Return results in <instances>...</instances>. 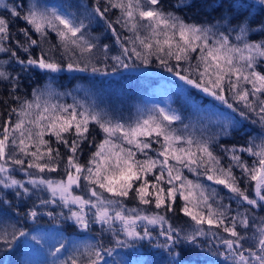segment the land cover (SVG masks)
I'll return each instance as SVG.
<instances>
[{"label":"snow or ice","instance_id":"snow-or-ice-1","mask_svg":"<svg viewBox=\"0 0 264 264\" xmlns=\"http://www.w3.org/2000/svg\"><path fill=\"white\" fill-rule=\"evenodd\" d=\"M225 2L0 0V209L96 237H61L50 264H109L117 248L142 243L166 252L169 264H184L187 249L220 264H264V134L221 143L245 122L264 130V0L244 11ZM186 9L220 14L198 20L180 14ZM154 64L182 92L228 111L193 121L154 104L113 116L54 86L63 74L115 76ZM37 72L47 83L28 93L23 80ZM20 223L0 218V245L27 243Z\"/></svg>","mask_w":264,"mask_h":264},{"label":"trees","instance_id":"trees-1","mask_svg":"<svg viewBox=\"0 0 264 264\" xmlns=\"http://www.w3.org/2000/svg\"><path fill=\"white\" fill-rule=\"evenodd\" d=\"M12 3L13 0H8ZM19 2V0H16ZM30 2V0H29ZM39 4L57 6L66 5L68 3H83L87 4L89 0H37ZM175 3V0H165V6L168 7ZM200 3V0H197ZM254 3V0H236L237 11H244L249 4ZM242 5V7H241ZM227 0L224 7H227ZM251 12L255 14L257 8H252ZM181 15L194 17L198 20L212 19L220 14L219 10L207 15L204 12H197L196 9L183 10ZM93 31L100 36L102 43L112 45L113 41L110 34L105 33L102 26L92 25ZM254 39L256 37H253ZM73 79L71 74H63L54 82V86L58 91H73L79 99L89 103L95 100L100 109L108 111L113 116L130 117L135 114L138 107H151L148 100V92L150 87L160 81L168 83L169 91L172 95L171 106L180 111L184 116L196 121L200 117H211L216 120L217 115L227 112L228 110L219 105L218 102L212 101L203 94L195 93L192 90L182 92L176 81L167 72H164L158 65H151L147 68L141 66L136 71H123V74L115 76H100L91 74H75ZM47 83L46 79L37 72L30 79L23 80V88L30 93L34 87H43ZM6 89L0 88V92ZM65 102L72 103L71 97H66ZM258 136L264 134L259 125H252L245 122L242 128L232 131L229 137L222 138L221 143H243L248 135ZM189 178L195 177L189 174ZM129 206H133L132 202H128ZM7 208V206H4ZM171 216V214H169ZM0 218H7L13 222L21 221L20 226L29 233L27 243L25 238L21 237L11 248H5L0 245V264H50L54 259L50 255L56 247L59 246L61 237L66 241H77L83 243L89 239H95V234L81 233L78 229L70 227L66 223L55 224L47 217L39 219L36 223L31 221L24 222L21 217L15 216L11 211L5 213L0 209ZM184 218H174L173 223L177 225L183 224ZM98 232V226H94ZM36 236L37 240L31 237ZM184 264H220L217 257L212 256L206 250L187 249L182 254ZM109 264H169L171 259L166 252L149 246L147 243L137 244L134 247L117 248L113 256L106 258Z\"/></svg>","mask_w":264,"mask_h":264},{"label":"rangeland","instance_id":"rangeland-1","mask_svg":"<svg viewBox=\"0 0 264 264\" xmlns=\"http://www.w3.org/2000/svg\"><path fill=\"white\" fill-rule=\"evenodd\" d=\"M49 7L57 6V4H50ZM168 83L160 81L157 84L150 87L148 92V100L151 104H156L161 107L170 104L172 95L169 91ZM192 179V178H191ZM107 258V256H106Z\"/></svg>","mask_w":264,"mask_h":264}]
</instances>
